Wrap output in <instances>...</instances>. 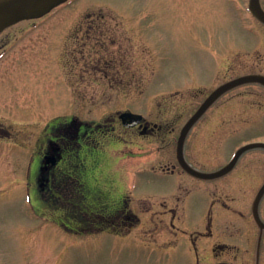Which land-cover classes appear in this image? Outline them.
Instances as JSON below:
<instances>
[{
    "label": "rangeland",
    "instance_id": "obj_1",
    "mask_svg": "<svg viewBox=\"0 0 264 264\" xmlns=\"http://www.w3.org/2000/svg\"><path fill=\"white\" fill-rule=\"evenodd\" d=\"M247 2L68 0L2 32L0 264H256L251 206L264 183V149L245 152L231 173L214 180L181 172L175 155L180 129L212 90L264 75V26ZM122 111L161 127L140 135L121 125ZM72 114L112 123L111 131L103 125L84 141L88 147L66 142L61 165L92 186L86 200L93 210L125 181L122 198L138 219L119 235L70 237L32 213L42 207L34 177L44 140ZM248 142H264V87L252 82L226 93L194 125L185 156L210 172ZM260 214L264 221V197ZM197 230L203 234L194 244ZM261 240L264 264V232Z\"/></svg>",
    "mask_w": 264,
    "mask_h": 264
},
{
    "label": "flooded vegetation",
    "instance_id": "obj_2",
    "mask_svg": "<svg viewBox=\"0 0 264 264\" xmlns=\"http://www.w3.org/2000/svg\"><path fill=\"white\" fill-rule=\"evenodd\" d=\"M250 1L251 0H248L247 2V8H248ZM259 3L261 5V8L264 10L263 0H259ZM250 14L252 15L253 20L258 21L260 24L264 26V24L260 20H258L252 14L251 11H250ZM1 34L2 32L0 33V35ZM213 74L214 72L208 66L207 75H206L207 79H211L213 77ZM235 88L236 87L226 91L219 98H217L214 101V103L217 102L226 93L230 92L231 90ZM214 103L200 116L198 121L207 114L208 110H210V108L214 105ZM118 120L121 123V120L119 118ZM73 124H76L74 128H73ZM103 125H110L109 129L110 131L112 130L111 129L112 123L103 124L99 122L93 123L92 121H87V120L81 121L76 115L72 114L65 119V123L62 124V126L53 127L54 131L53 132L49 131L51 132V136H47L46 139L44 140L43 147L41 150L40 167L38 169L36 176L34 177L38 185V189H39L38 199L42 207L40 209H35L31 205L32 213L37 218L45 219L49 222H52V224L56 228H58L63 233V235L67 234L70 237L83 236V235L94 236V235L101 234V233H108L110 235H119L122 233V230L124 227L127 228L128 225L133 224L134 221L138 219L136 212L130 209L129 207H127L126 204L128 203L125 204L124 203L125 200L124 198H122L124 195L123 193L125 189L124 180H122V182H120L119 185L116 186L117 193L114 197L109 198V196L101 195V197L107 198L106 202L102 205L100 209L93 210L91 207V204L87 202V200L91 201L90 196L93 190L92 186H89L84 176L83 178L75 177V174H72V173L70 174L68 171H65L61 165L64 163L63 160L68 155V152L66 151V148H67L66 142H69L70 144L71 143L79 144V145H82L83 147L85 146L88 147L87 145H83V142L84 141L88 142V141H92L93 139H95V136L101 132ZM91 127L92 128L94 127V129L95 127H98L100 130L97 128L95 129L96 132H91V131L89 132L88 128H91ZM158 127H161V125L157 126L155 123L148 122L144 118L141 124H138L131 128H126V127L124 128L135 130L140 135H154L158 132L159 130ZM85 131H87L86 136L84 139H81ZM189 133L184 142V156H185V148L187 146V140H188ZM73 138L74 139L76 138V140H74ZM176 144H177V140H176ZM175 155H176V151H175ZM45 157H49L50 161L43 164L42 161L45 159ZM185 159H186V156H185ZM187 162L192 166V164L188 160ZM238 162L225 175L231 173L235 169ZM176 163H177L176 165L178 166L181 172L187 173L180 166L177 160V156H176ZM176 165L173 164V167L171 169H169V167H166L164 171H167L169 169L168 171L170 174L174 173ZM84 169H86L85 166H84ZM154 171L156 170L154 169ZM30 172H29V175H30ZM221 177H217L213 179H204V180H214V179H218ZM194 178H197V177H194ZM198 179H201V178H198ZM94 191L100 194V192L96 188H94ZM118 198L121 199V201L118 202L117 201ZM262 199L260 200L259 207H258L260 217H261L260 205H261ZM31 201L32 200L30 198V203ZM110 201H112L111 204H109ZM160 204L163 206H166L168 202L167 200H164V201L162 200ZM222 204L225 206L224 208L230 207L227 201H223ZM67 205H69V207H66ZM168 212L174 214L176 212V209L170 206L168 209ZM208 221L210 223L211 221L210 217L208 218ZM202 232L203 231L197 230L195 232V235H192L190 237L191 241L194 244L195 242H197L198 238L202 236L203 234ZM263 232L264 230L260 231L259 229V235H258V240H257V245H256V252H255L256 264H259V261L261 259V256H260L261 249L260 248H261V241H262L261 237H262ZM195 249H196V245H194V251ZM215 249L216 248H214L213 250ZM199 259H200L199 257L195 256L194 260L198 261ZM213 264H234V260L233 258L231 260L230 259L229 260H217Z\"/></svg>",
    "mask_w": 264,
    "mask_h": 264
},
{
    "label": "water",
    "instance_id": "obj_3",
    "mask_svg": "<svg viewBox=\"0 0 264 264\" xmlns=\"http://www.w3.org/2000/svg\"><path fill=\"white\" fill-rule=\"evenodd\" d=\"M66 1L67 0H0V32L17 22L40 18ZM249 7L253 14L264 23V10L261 8L259 0H251ZM249 82H258L264 86V76L259 74H247L219 85L205 98L193 115L186 121L177 140V158L180 165L188 173L204 179L217 178L228 173L235 166L238 159L244 152L255 148L264 149V142H250L244 144L235 151L233 157L226 165L212 172H202L194 169L187 163L183 155L184 142L189 130L207 110V108L226 91ZM119 118L125 127H134L140 124L143 120V116L141 114L131 111H123L119 113ZM49 161V157H45V161L43 163H47ZM263 194L264 184L259 189L253 203V216L260 227V231H263L264 229V222L260 218L258 207Z\"/></svg>",
    "mask_w": 264,
    "mask_h": 264
}]
</instances>
